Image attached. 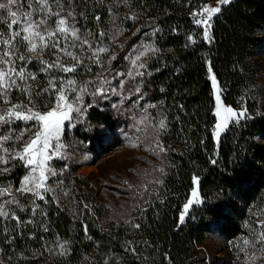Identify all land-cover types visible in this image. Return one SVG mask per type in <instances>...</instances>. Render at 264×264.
<instances>
[{
  "label": "trees",
  "instance_id": "1",
  "mask_svg": "<svg viewBox=\"0 0 264 264\" xmlns=\"http://www.w3.org/2000/svg\"><path fill=\"white\" fill-rule=\"evenodd\" d=\"M116 1L133 9L130 29L135 35L128 45L136 43L137 33L152 37L153 50L140 89L145 101L164 117L159 145L167 169L158 194L114 227L101 226L86 212L73 218L51 201L40 221L37 216V222L29 225L23 222L28 211L19 208L20 223L0 218V264H201V248L209 234L215 232L227 241L238 239L245 232L249 212L264 204V100L259 88L264 74V0H233L222 7L212 22L209 44L203 41L193 13L200 14L217 0L74 3L85 21L106 27L110 3ZM207 62L223 104L247 109L251 117L230 123L218 145L212 134L214 99ZM116 63L123 67V61ZM87 120L111 133L120 131L118 124L97 110H91ZM73 137L92 151L102 148L75 130ZM24 173L23 168L12 167L0 175V186L8 180L16 191ZM194 177L199 180L202 203L179 226ZM44 236L52 243L63 242L66 255L52 256L42 245L30 247Z\"/></svg>",
  "mask_w": 264,
  "mask_h": 264
},
{
  "label": "rangeland",
  "instance_id": "2",
  "mask_svg": "<svg viewBox=\"0 0 264 264\" xmlns=\"http://www.w3.org/2000/svg\"><path fill=\"white\" fill-rule=\"evenodd\" d=\"M75 1L60 0V7L52 3L53 11H60L61 16H65L70 23H74L75 27L80 29L79 35L93 44V50L98 47H106L108 49L107 52L100 54L102 64L97 65L93 60L89 59V57H92V51H89L86 45L82 48L77 45L75 48L69 47V50L80 55L84 64L77 69L75 74H65L57 69L44 71L45 65L41 63V60L52 63L55 61L56 55H60L62 61L68 65L74 62L54 49L51 51L45 49L43 54L38 57L36 53L29 52L26 44L18 39L16 43L17 55H23L25 60H15V67L18 71L22 69L26 77L31 75L35 76L36 79L17 80L21 88H14L11 91L8 104H5L0 99V114H3L12 104L32 107V104H29L28 93L22 90L24 87H28L32 93L33 103L36 106L35 110L42 113L50 110L54 102V96L43 94V89L48 87L50 76L55 75L65 81L69 78L75 79L77 88L87 85V92L82 94L84 106V114L81 117L82 122L76 121L74 128L66 126L65 139L63 138L65 148L62 150L64 158H57L52 161V166L58 175L50 177L47 181L48 186L53 190L45 195L47 203L36 199L29 193L12 190L11 182L6 180L5 184L0 186V189H10L11 195L0 196V204L12 199V196L17 197L16 200L19 201V205L23 206V212L28 211L27 218H24L25 216L22 218H24L23 222H28L29 225H34L37 222V216L40 221L39 215L44 216L50 204L49 201H51L73 218H78L79 214L86 212L88 215H94V218L101 226L114 227L120 222H127L138 209L142 208L158 194L167 169L163 151H161L160 145L159 147L157 146L163 130L159 127V122L161 120L164 121V117L160 109L150 107L147 109V119L142 123H137L144 115L141 106H146L148 103L145 101L141 89L142 99H140L139 95L130 94L128 87L138 83L140 88L141 77H136V80L133 81L127 76H121L112 81V86H118L119 80L126 81L124 94L129 95L130 98L125 100L123 104L120 103V96L110 93V98L102 99L99 96H93L92 93L96 90L95 82L101 73L103 76L111 77L116 73L134 72L135 69L131 67L130 59L141 52L144 55L138 63L145 64V68L140 69V71L145 72L147 59L153 50V42L152 37L147 35V32H144L143 34L137 33L136 36L139 34L140 36L136 43L128 45L129 38L135 35L133 32L135 30L130 29V25L133 22V13L131 12L133 9L127 6L125 2L116 1L110 3L107 25L106 27H101L99 25H91L88 20L85 21L86 16L77 9ZM0 2H6V0H0ZM30 2L33 3V7H36L35 0H20V11H32L33 9L28 7ZM51 2L52 0H50ZM217 6L225 7L227 5H219L217 0L207 4L205 7L212 8ZM69 11L74 13L75 21L72 20V17H67ZM0 15L6 14L0 13ZM43 15L42 12L38 13L35 18L39 19ZM206 15L202 10L196 19H204ZM96 16H99V14ZM215 17L216 15H214L213 20ZM56 19L57 17L55 16L51 17L49 25L54 27L53 22ZM46 27L48 25L43 26L41 31ZM199 27L202 29L201 37L203 41L209 44L210 42L204 38V27ZM210 30L209 36L211 37ZM140 31L143 32L145 30L140 29ZM0 32L7 36L9 29L6 22L0 21ZM100 33H105V35L101 37ZM67 43L61 38V47ZM126 45H128V49L124 53ZM122 53L124 55L120 61L118 56ZM122 61L124 62L122 64L123 67L119 68V63L117 64L116 62ZM262 63L264 65V58ZM84 65L90 67L91 71H88ZM209 68V62H207L208 79L214 99L213 114L215 124L212 134L215 144L218 145L221 136L227 128L219 130L220 135L216 137L217 124L226 121L229 126L234 120L229 118L224 111V109L230 107L223 104L221 90L217 81L216 85H213L211 80L213 73L212 71L209 72ZM90 81L93 83H89ZM106 87L108 86L106 85ZM259 88L261 99L264 100V74L259 80ZM37 92L42 94L36 96ZM217 93L220 96L219 106L216 99ZM68 95L69 99H71L76 93H69ZM137 99H139V104L134 106L132 102ZM114 103L118 105L117 108L112 107ZM88 105H91V107H87ZM91 110H97L104 113L106 117L109 116L113 122L120 126V131L111 133L102 127L92 126L87 120ZM218 110L221 112L220 116L216 115ZM233 111L239 113L241 110L233 109ZM73 115L75 116V113ZM134 116L135 119L133 118ZM35 130L33 122L25 124L17 121L11 125H0V142H2V138L5 135L11 136L12 139L3 143V147L8 148L10 152L19 151L33 137ZM74 130L85 135L90 142L95 141L97 144H101L102 148H95L94 151L90 150L87 143L73 137ZM21 133H23L22 137L17 139ZM0 155H4L2 148H0ZM14 162H16V166L23 168L25 171L19 181V189L23 178L29 174L28 169L19 160L11 161L7 166L0 165V168H12ZM5 173L7 172L0 171V175ZM194 189L197 190L200 203L193 204L189 208V212L185 215V220L191 209L201 206L202 203L198 184L194 183L193 180V189L185 204L189 199H193L192 193ZM33 200H35V205ZM36 205H39V208L33 214L31 209ZM85 205L88 207L85 208ZM184 205L180 216L184 211ZM5 207L9 209L10 215L15 214L16 216V211L20 208L17 204L5 205ZM249 215V221H246L244 225L245 232L234 241H227L215 232L208 235L205 244L201 248V264H264V251H262L264 242L261 241V236L264 235V204L260 208L250 211ZM180 216L179 226H182L184 223H180ZM245 241H248V244H245ZM40 245L46 249V253L52 256L66 255L67 253V248L63 242L52 243L45 236L30 247ZM61 245H63V248ZM62 252L64 254H61Z\"/></svg>",
  "mask_w": 264,
  "mask_h": 264
},
{
  "label": "snow or ice",
  "instance_id": "3",
  "mask_svg": "<svg viewBox=\"0 0 264 264\" xmlns=\"http://www.w3.org/2000/svg\"><path fill=\"white\" fill-rule=\"evenodd\" d=\"M231 0H218L219 5H229ZM52 3L57 7H60V0H35L36 7H33V3H28V7L33 9L28 12L20 11V0H6V2H0V13L6 15H0V21L6 22L9 32L7 36L4 33L0 32V99L3 100L5 104L9 103V94L14 88H21V85L17 83V80L24 81L26 79L35 80V76H25L23 70H17L15 67V60H25L23 55H17L16 43L22 41L26 44L27 50L32 53H36L39 57L43 54L45 49L49 51L55 50L56 52L62 53L64 56L70 58L72 63L71 65L66 64L62 61L60 55H56L54 62L49 63L47 61L41 60V63L45 65L44 71L50 69H57L65 74H75L77 69L84 64L83 58L76 54L73 51L69 50V47H77L79 45L81 48L85 45L89 51H92V57H89L90 60H93L97 65L102 64L100 59V54L108 51L106 47H98L94 49L93 44L89 43L86 38H82L79 35L80 29L75 27L74 23H70L65 16H61L60 11H53ZM43 13L39 19H36L35 16L38 13ZM221 12V7H205L203 13H206V18L204 19H195L198 13H193L194 23L198 26L204 27V38L205 40L211 42V37L209 36V30L212 27L211 21L215 14ZM57 17L53 22L54 27L49 25V19L51 17ZM67 17H72V20L75 21L74 13L69 11ZM96 20L99 21L100 17L96 16ZM45 25L48 27L44 28L41 31V28ZM105 33H100V36L103 37ZM61 38L68 42L65 46L61 47ZM191 39V38H190ZM143 52L135 55L134 58L130 59L131 67L135 71H129L128 73H116L111 77L103 76L101 73L98 77V80L95 82L96 90L92 93L93 96H99L102 99L110 98V93L112 95L120 96V103L123 104L125 100L130 98L129 95L124 94L125 89V80H119L118 86H112V81L121 76H127L133 81L136 80V77H143L145 72L140 71V69L145 68L144 63H138L141 61ZM114 59V57H113ZM88 71H91L90 67L84 65ZM211 72V67L209 68ZM213 85H216L215 76H211ZM59 82V83H57ZM93 83V82H89ZM106 85L108 87H106ZM24 92H27L29 95V104H32V107L22 106L21 104H12L8 107L3 114H0V125H11L17 121L27 124L28 122H33V127L36 129L33 137L26 142L21 150L10 152L8 148L3 147V143L8 142L12 139L11 136L5 135L0 142V148L3 149L4 155H0V165H9L11 161L19 160L21 164L28 169L29 174L26 175L22 182L21 187L17 191L21 193H29L36 199L40 201L45 200V195L53 191L50 186H48L47 181L50 177H55L58 173L55 171L52 166V161L57 158H64L63 149L65 145L63 143V138L67 127H75L76 121H81V117L84 114L83 106V93L87 92V85H84L81 88H77L76 80L69 78L66 81L55 75L50 76L48 87L43 89V94L48 96H54V102L47 112H40L35 110V104L33 103L32 93L28 87L22 89ZM128 91L132 95H139L140 99L143 96L140 94V88L138 83L135 85H129ZM69 93H76L71 99H69ZM42 93L37 92L36 96H40ZM218 106L220 102L219 93L216 96ZM133 105L139 104V99L134 100ZM87 107H91L88 105ZM113 108H117V104L112 105ZM143 108L144 115L141 117L137 123H142L147 119V109L154 107L152 104L146 106H141ZM224 111L228 114L229 118H232L235 123H239L240 119L251 117L247 114V109L239 111V113L233 111L231 108H226ZM75 113V116L73 115ZM217 116L221 115V112L218 110L216 112ZM238 117V118H237ZM135 119V116L133 117ZM159 127L163 129L165 127L164 121L159 122ZM217 131L215 132L216 137H219L220 131L223 128H227L228 124L226 121L217 124ZM139 130V129H138ZM23 133L17 137L20 139ZM159 147V144H157ZM164 149L161 147V151ZM7 157V158H6ZM215 162V161H213ZM15 167V165H12ZM2 172H10V167L0 168ZM194 183H199L196 177L193 178ZM5 194L11 195L10 189H0V196ZM193 199H189L184 205V211L180 216V223L185 222V215L189 212V208L193 204L200 203L197 190H193L192 193ZM17 204L20 207V210L23 211V206L19 205V201L16 200L15 196H12V199L5 201L0 204V218L5 220L12 219L16 220L17 223H20L19 217L15 214L10 215V211L5 205ZM35 205V200H33ZM88 206L85 205V208ZM39 205H36L31 209L32 213L35 214ZM31 223V221H29ZM135 228H139L140 225H133ZM47 230V229H45ZM87 231V229H85ZM261 241L264 242V235L261 236ZM248 244V241L244 242ZM63 248V245H61ZM129 249H126V251ZM132 254L135 255V249H130ZM264 251V249H262ZM61 254H64L63 252Z\"/></svg>",
  "mask_w": 264,
  "mask_h": 264
},
{
  "label": "water",
  "instance_id": "4",
  "mask_svg": "<svg viewBox=\"0 0 264 264\" xmlns=\"http://www.w3.org/2000/svg\"><path fill=\"white\" fill-rule=\"evenodd\" d=\"M221 10H222V7H221ZM221 13V12H220ZM220 13H218V14H215L216 16H218Z\"/></svg>",
  "mask_w": 264,
  "mask_h": 264
},
{
  "label": "bare ground",
  "instance_id": "5",
  "mask_svg": "<svg viewBox=\"0 0 264 264\" xmlns=\"http://www.w3.org/2000/svg\"><path fill=\"white\" fill-rule=\"evenodd\" d=\"M215 104H216V100H215Z\"/></svg>",
  "mask_w": 264,
  "mask_h": 264
}]
</instances>
